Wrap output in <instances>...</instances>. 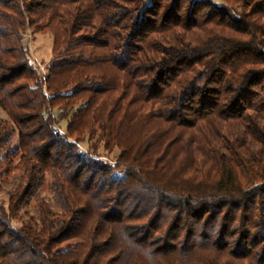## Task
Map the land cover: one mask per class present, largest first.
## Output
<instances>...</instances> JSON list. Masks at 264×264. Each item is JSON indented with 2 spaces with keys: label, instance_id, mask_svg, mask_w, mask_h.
<instances>
[{
  "label": "trees",
  "instance_id": "trees-1",
  "mask_svg": "<svg viewBox=\"0 0 264 264\" xmlns=\"http://www.w3.org/2000/svg\"><path fill=\"white\" fill-rule=\"evenodd\" d=\"M0 110V264H264V0H0Z\"/></svg>",
  "mask_w": 264,
  "mask_h": 264
},
{
  "label": "rangeland",
  "instance_id": "rangeland-1",
  "mask_svg": "<svg viewBox=\"0 0 264 264\" xmlns=\"http://www.w3.org/2000/svg\"><path fill=\"white\" fill-rule=\"evenodd\" d=\"M221 3L222 0H216ZM24 42L29 49L31 62L40 69V71L45 72L47 64L50 62L53 55L54 48V36L50 31L34 32L31 29H28L24 35ZM7 114L5 111L0 110V121L7 119ZM66 125L63 124L62 131H65ZM17 139V138H16ZM18 140H16V143ZM81 148L84 151H89L91 149V143L89 141L81 144ZM99 155L107 162L114 163L119 154L118 150H114L112 153H108L104 147L101 145L98 150ZM17 178V177H16ZM18 182V179H14L4 188V192L0 196V201L4 204L8 200V191L14 187ZM50 180L48 181V183ZM43 194L51 199V193L49 187L44 188ZM16 225L20 223L16 222Z\"/></svg>",
  "mask_w": 264,
  "mask_h": 264
}]
</instances>
